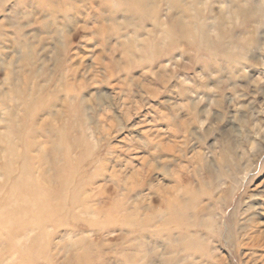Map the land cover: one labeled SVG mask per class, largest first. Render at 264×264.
Segmentation results:
<instances>
[{"label":"rangeland","instance_id":"374dc122","mask_svg":"<svg viewBox=\"0 0 264 264\" xmlns=\"http://www.w3.org/2000/svg\"><path fill=\"white\" fill-rule=\"evenodd\" d=\"M0 264H264V0H0Z\"/></svg>","mask_w":264,"mask_h":264}]
</instances>
